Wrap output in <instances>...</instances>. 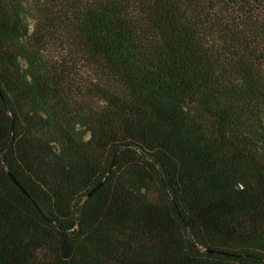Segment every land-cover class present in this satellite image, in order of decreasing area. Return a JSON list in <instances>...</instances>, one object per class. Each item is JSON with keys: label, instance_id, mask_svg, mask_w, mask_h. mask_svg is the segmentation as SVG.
<instances>
[{"label": "trees", "instance_id": "trees-1", "mask_svg": "<svg viewBox=\"0 0 264 264\" xmlns=\"http://www.w3.org/2000/svg\"><path fill=\"white\" fill-rule=\"evenodd\" d=\"M0 264H264V0H0Z\"/></svg>", "mask_w": 264, "mask_h": 264}, {"label": "water", "instance_id": "water-1", "mask_svg": "<svg viewBox=\"0 0 264 264\" xmlns=\"http://www.w3.org/2000/svg\"><path fill=\"white\" fill-rule=\"evenodd\" d=\"M15 182L16 180L14 178H12ZM105 181H103L98 187H96L94 190L91 191V193L88 195V197L92 196L97 189H99L103 184H104ZM17 185H19L17 182H16ZM211 253H215V254H219V255H230L228 253H225V252H217V251H212Z\"/></svg>", "mask_w": 264, "mask_h": 264}]
</instances>
